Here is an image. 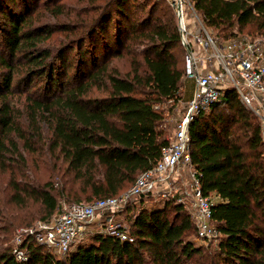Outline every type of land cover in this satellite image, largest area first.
Here are the masks:
<instances>
[{"label": "trees", "instance_id": "1", "mask_svg": "<svg viewBox=\"0 0 264 264\" xmlns=\"http://www.w3.org/2000/svg\"><path fill=\"white\" fill-rule=\"evenodd\" d=\"M75 1L80 9L74 16L64 2L49 0L43 7L71 26L76 44L67 49L78 50L74 73V62L63 55L59 64L47 65L50 53L40 45L53 31L51 26L36 36L24 31L35 0H2L0 7L9 58L0 53V65L10 69L11 61L24 59L29 79L44 78L48 89L45 100L26 99L33 114L40 111L48 117L57 174L42 186L12 184L13 202L25 205L31 200L43 222L57 213L60 201L89 204L128 190L139 174L156 165L169 143L159 128L164 123L161 104L189 98L190 88L182 89L185 53L168 3H145L141 9L148 8V17L126 27L130 0ZM187 1L214 38H257L251 31L264 32V0ZM134 44L142 48L133 51L139 60H132L127 75L95 60L101 52L106 58L131 53ZM174 51L181 52L182 65ZM12 79L10 72L0 88L5 101ZM95 90L107 96L90 97ZM0 115L3 131H19L7 104ZM189 137L194 178L202 195L213 201L211 222L222 235L216 254L184 241L188 232L196 234L195 227L184 206L170 200L162 208L141 209L133 222V243L97 234L89 247L79 244L66 260L28 241L25 262L15 260L9 248L0 251V264H145L148 252L157 264H264V143L259 120L242 107L235 92L226 91L209 114L190 124ZM5 148L0 139V153Z\"/></svg>", "mask_w": 264, "mask_h": 264}, {"label": "built area", "instance_id": "2", "mask_svg": "<svg viewBox=\"0 0 264 264\" xmlns=\"http://www.w3.org/2000/svg\"><path fill=\"white\" fill-rule=\"evenodd\" d=\"M166 1L173 8L185 53L183 78L192 82L190 99L183 103L184 112L173 127L169 143L161 149L156 165L139 174L121 195L89 204L70 205L48 222L38 221L24 229L21 234L24 239L20 236L13 250L18 262L27 260L28 241L58 258H65L74 246L94 233L90 227L95 222L100 228L97 234L133 243L125 227L116 222V214L143 198L171 195L183 170H188L192 182L187 208L196 237L218 247L222 235L211 222L213 201L202 195L191 166L189 126L196 118L210 112L226 91H233L242 107L259 120L264 142V38L240 36L227 41L214 38L201 25L188 2ZM186 4L191 10V18H186ZM188 19L194 25H188ZM186 197L187 194L182 193L178 203L185 205Z\"/></svg>", "mask_w": 264, "mask_h": 264}, {"label": "rangeland", "instance_id": "3", "mask_svg": "<svg viewBox=\"0 0 264 264\" xmlns=\"http://www.w3.org/2000/svg\"><path fill=\"white\" fill-rule=\"evenodd\" d=\"M45 1L48 2L49 0H35V5H31L29 8L30 11H32L29 14V28H25L24 31L31 33L30 31L32 30V35L36 36L40 34L43 28L51 26L53 31L40 45L41 50H47L50 53L47 65L52 63L59 64L58 58L63 55L64 58L74 62L72 71V73H74L76 72L75 70L78 69V64H76L78 50H74L70 53V50L67 49L71 48L73 44H76L74 40L75 37H73L74 35L70 34L72 32L71 26L65 19L58 20L51 17L49 12L43 9ZM50 1L52 4L56 1L64 2L69 10H74L71 11L73 16L80 9V5H75V0ZM185 1L188 2L187 0ZM147 2L150 4L168 3L166 0H130L126 7L129 17L125 22L123 21V26L129 27V24L133 23L134 20L140 21L147 18L148 8L145 7L141 9ZM2 5V0H0V7ZM10 9H12V7H10ZM16 12H18V10H16ZM185 13L187 15L186 18H191L192 14L188 4H186ZM119 19L120 18L117 17V24L121 23ZM192 23L194 25V22ZM6 30L3 19L0 17V53L3 57H6L8 61V46L4 40V34L7 32ZM251 32L254 34L253 36L264 38L263 31L256 34L253 31ZM245 33H247V30H244L243 34ZM85 46L90 48L88 43ZM141 48L140 45L134 44L131 53L123 52L122 55L108 56L107 58L103 56L101 52L98 55L96 54L95 60L98 65L100 63H105L110 69L117 71L120 75H127L132 69V60L134 58L139 60L133 51L140 50ZM174 55L179 57V64L182 65L181 52L174 51ZM10 64V69L0 65V88L8 73L12 72L13 76L10 92L8 93V97H6V101L3 97H0V109L5 104L8 105L11 119L14 122V126L17 127L19 131L15 133H6L2 130L0 125V139H3L6 143V148L0 153V251L11 248L13 253V250L18 245L17 243L20 236L24 239L21 234L22 231L28 227L27 222L31 219L30 223L31 226H33L36 222L41 221L39 217L36 216L39 206L33 204L31 200H27L25 205L13 202V181L20 184V187L25 185L30 187L42 186L53 179L57 174L55 167L57 161L56 155L51 150V142L49 141L50 137L47 126L48 117L45 113L40 111L37 114H33L29 107V101L26 99L27 96H30L32 99L45 100L48 96L46 92V90H48L46 88V81L44 78L38 77L30 80L29 76L26 75L30 68L24 59L13 60ZM182 85L183 90H185L184 87L186 86L190 88L189 100L192 82L182 78ZM1 94H4V91H1ZM105 96H107V93L102 90H95L90 94V97L102 98ZM184 98L187 97L185 96ZM160 108L163 113L164 123L159 128L163 131L164 135L170 139L175 123L184 112L183 102H177L175 104H173V102H168L161 104ZM207 114H209V112ZM191 183L188 170L181 171L175 189L172 191L171 195L164 198H143L139 203L133 206L129 205L130 207L117 213L115 216L116 222L124 226L126 232L131 236L134 232L133 222L141 209L153 210L162 208L164 204L170 200L175 202V204H179L177 200L181 197L182 193L187 194L186 199H184L185 205L183 204V206L185 211L189 213L187 207L190 203V196H188V193L190 192ZM70 205L72 204L60 201V208L56 214H61ZM33 216H36V218L32 219ZM169 217H172V213L169 214ZM23 220L26 221L21 224ZM90 228L91 232L93 231L94 233L89 234L86 239L79 243L85 247H89L92 244V238L97 235L96 232L100 230L99 224L96 222L93 223ZM184 241L190 242L195 248H202L210 256L217 253V248L214 244H206L200 241L197 239L194 231L188 232ZM78 245L74 246L70 253L74 252ZM65 259L67 260L66 257ZM144 260L145 264H157L149 252L144 255Z\"/></svg>", "mask_w": 264, "mask_h": 264}, {"label": "crops", "instance_id": "4", "mask_svg": "<svg viewBox=\"0 0 264 264\" xmlns=\"http://www.w3.org/2000/svg\"><path fill=\"white\" fill-rule=\"evenodd\" d=\"M191 23H192V22L188 19L187 24H188V25H191Z\"/></svg>", "mask_w": 264, "mask_h": 264}]
</instances>
